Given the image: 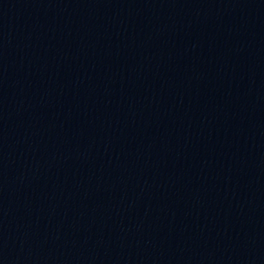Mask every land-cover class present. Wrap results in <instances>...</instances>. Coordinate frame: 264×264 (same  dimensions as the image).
Returning a JSON list of instances; mask_svg holds the SVG:
<instances>
[{
  "label": "water",
  "instance_id": "1",
  "mask_svg": "<svg viewBox=\"0 0 264 264\" xmlns=\"http://www.w3.org/2000/svg\"><path fill=\"white\" fill-rule=\"evenodd\" d=\"M0 264H264V0H0Z\"/></svg>",
  "mask_w": 264,
  "mask_h": 264
}]
</instances>
